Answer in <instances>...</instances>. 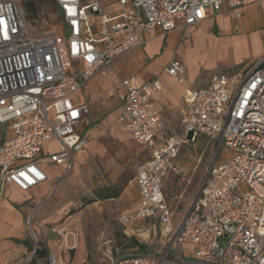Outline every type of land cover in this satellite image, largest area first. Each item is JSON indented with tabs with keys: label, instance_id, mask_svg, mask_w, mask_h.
I'll return each instance as SVG.
<instances>
[{
	"label": "built area",
	"instance_id": "1",
	"mask_svg": "<svg viewBox=\"0 0 264 264\" xmlns=\"http://www.w3.org/2000/svg\"><path fill=\"white\" fill-rule=\"evenodd\" d=\"M264 0H55L62 36L33 35L16 0H0V191L25 192L48 181L40 165L71 171L85 145L80 127L88 113L76 94L118 56L149 36L194 27L207 11L239 18L243 7ZM176 59L164 68L180 80ZM123 108L117 117L147 158L138 166V205L121 224L149 220L170 231L146 249L111 257L109 264H264V56L235 79L211 77L188 92L180 134L167 129L151 102L157 79L121 80ZM75 114V115H74ZM199 136L223 146L227 158L212 163L177 229L163 193L184 144ZM55 149L46 151L44 145ZM195 248L184 251L182 245ZM48 264H65L50 254Z\"/></svg>",
	"mask_w": 264,
	"mask_h": 264
},
{
	"label": "rangeland",
	"instance_id": "2",
	"mask_svg": "<svg viewBox=\"0 0 264 264\" xmlns=\"http://www.w3.org/2000/svg\"><path fill=\"white\" fill-rule=\"evenodd\" d=\"M22 7L29 0H16ZM36 7V17L25 19L33 35L49 33L61 37L63 25L55 0H31ZM249 6L240 20L231 21L230 35L256 34L264 42V3ZM235 26L238 28L236 29ZM212 32V31H211ZM213 33V32H212ZM208 30L202 26L196 32L185 29L179 32L175 41L176 54L184 65L183 79L187 81L197 66L200 72L190 86L197 88L213 75L235 79L251 64H256L264 55V45L259 53L253 45L250 48L238 46L226 40L221 30L216 34L218 42H212ZM118 75L115 78L118 80ZM161 85L171 93H177L173 79L166 74L158 78ZM116 86L99 87L95 94H87L89 121L93 133L75 159L71 171L66 172L47 167L55 177L48 179V192L34 208L31 217L30 238L33 249H42L47 255L35 259L33 253L20 264H48L50 254L65 264H109L117 253L134 252L135 239L150 246L157 239L162 242L160 230L149 220H137L121 224V213L133 209L138 200L137 187L133 181L136 169L144 158L141 149L121 129L115 120L119 109ZM93 120V121H91ZM170 129L180 134L179 114L170 119ZM88 128L85 129L88 134ZM203 136L193 143L184 144L175 159V172L164 183V194L172 211L171 227L174 232L199 189L212 163L218 164L227 158V150H219ZM44 149H55L53 143H46ZM130 178V180H128ZM115 185L119 191L116 198L99 199L94 192L99 188ZM195 247L182 245L184 251ZM16 264V263H15Z\"/></svg>",
	"mask_w": 264,
	"mask_h": 264
},
{
	"label": "crops",
	"instance_id": "3",
	"mask_svg": "<svg viewBox=\"0 0 264 264\" xmlns=\"http://www.w3.org/2000/svg\"><path fill=\"white\" fill-rule=\"evenodd\" d=\"M107 1L111 2V0H102V3L105 4V8H107L108 10H115L117 8V6L114 4L107 6ZM263 3L264 1L262 2L261 6L263 5ZM252 5L256 6L257 4H251L243 7L241 10L240 17L237 19L232 18L230 15L227 14H219L212 10H208L206 19L199 23L197 26L174 30L166 34H162L159 31H155L149 36V39L144 45L116 57L111 62L109 67L100 70L97 74L90 78L76 94L78 103L85 104L88 109L86 118L84 119L80 127V136L85 140V144L86 139L93 133V127L90 125L91 123L89 121L90 108L85 99L86 89L88 90L87 94L90 95L95 94L96 91H98L99 87L109 85V87L113 89V87L116 86L115 90L120 104L117 114L115 116V120L117 122V117L121 112L124 103V90L121 86V80L129 77H134L139 83H144L155 79L158 80L161 75L165 74L163 70L171 60L176 59L182 63V61L180 60V58H178L176 54V48H174L175 41L178 39L179 32L184 31L188 28L193 32H196L198 29L204 26L205 29L209 31V33L213 32L211 35H209L212 42H218L219 40L216 37V33L221 30L225 35H227L224 36L226 40L231 39L238 46H241L243 48H250L251 45H253L256 53H259V51L263 52V50H261V45L263 46L264 42L261 40L259 35L248 33H241L238 36L233 33L230 35L231 30L237 32L231 27V21L240 20L243 11H245L249 6ZM235 28L237 29L238 27L235 26ZM251 65L249 67H251ZM196 68L197 70L195 71V73H192V75L187 81L183 79V75L180 80L174 79L169 76L173 79L176 88H178L177 93H171L168 88L160 84V91L152 96L151 102L153 104V107L158 113V116L160 117L161 121L165 125V130L163 131L162 136L167 135V129H170L169 123L171 118H175L179 114V118L181 120L182 112L185 108V98L188 92L194 89L203 88L208 85L211 78H209L203 84V86H198L197 88H192L190 86L193 82H195V79L198 77V75H196V72H200V67L197 66ZM247 69H245L244 71H246ZM117 75L119 76L118 80L115 78V76ZM119 126L126 133L122 125L119 124ZM86 128H88L89 130L88 134H86L85 132ZM179 128L181 129V127ZM126 135L131 139V137L127 133ZM132 142L135 143L133 140ZM138 147L141 149L144 155V158L139 163L140 165L147 158L148 154L147 151H145L142 147ZM40 166L48 175L49 180L50 178L55 177L52 174L51 170L47 168L54 166L46 164H42ZM54 168L59 170V174H61L63 170L61 167ZM175 171L176 168L172 172ZM170 173L168 174L167 178L170 176ZM135 175L133 177V181L136 185ZM48 189L49 186L47 181L41 186L25 192L19 190L14 185L6 186L0 191V264H20L23 260H25V257L30 254V252H32L34 256L35 249L32 248L30 238L31 217L34 214V208L37 207L44 198H46ZM137 205L138 200L136 206L133 209H135ZM128 211L130 210H127L126 212ZM146 248L147 246L145 245L143 249Z\"/></svg>",
	"mask_w": 264,
	"mask_h": 264
},
{
	"label": "trees",
	"instance_id": "4",
	"mask_svg": "<svg viewBox=\"0 0 264 264\" xmlns=\"http://www.w3.org/2000/svg\"><path fill=\"white\" fill-rule=\"evenodd\" d=\"M22 9L27 19H34L36 17L37 10L33 1L29 0L28 2H24L22 4ZM118 193L119 191L117 190V186L115 185L99 188L94 192L95 197L99 199L116 198L118 196ZM132 244L133 246H136L139 249H143L145 247V245L138 243L137 241H135V239L132 241ZM46 255H47L46 251H43L42 249H35L34 258H43Z\"/></svg>",
	"mask_w": 264,
	"mask_h": 264
},
{
	"label": "water",
	"instance_id": "5",
	"mask_svg": "<svg viewBox=\"0 0 264 264\" xmlns=\"http://www.w3.org/2000/svg\"><path fill=\"white\" fill-rule=\"evenodd\" d=\"M190 211V208L188 209V211L186 212V214Z\"/></svg>",
	"mask_w": 264,
	"mask_h": 264
},
{
	"label": "snow or ice",
	"instance_id": "6",
	"mask_svg": "<svg viewBox=\"0 0 264 264\" xmlns=\"http://www.w3.org/2000/svg\"><path fill=\"white\" fill-rule=\"evenodd\" d=\"M75 115V114H74Z\"/></svg>",
	"mask_w": 264,
	"mask_h": 264
}]
</instances>
